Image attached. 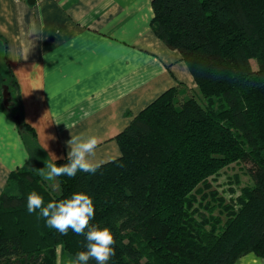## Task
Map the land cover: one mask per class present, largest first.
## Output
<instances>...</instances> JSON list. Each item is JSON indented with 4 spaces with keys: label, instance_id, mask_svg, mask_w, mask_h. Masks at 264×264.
Here are the masks:
<instances>
[{
    "label": "trees",
    "instance_id": "1",
    "mask_svg": "<svg viewBox=\"0 0 264 264\" xmlns=\"http://www.w3.org/2000/svg\"><path fill=\"white\" fill-rule=\"evenodd\" d=\"M152 5L154 32L180 51L197 89L181 102V88L189 91L184 84L165 91L117 135L120 157L94 174L60 177L54 188L34 170L50 159L22 116L19 95L13 97L18 86L0 44L1 85L11 93L6 105L2 91V103L10 116L20 112L15 121L33 160L11 172L9 190L0 195V264H56L59 246L70 257L84 248L83 236L61 235L39 211L27 212L33 190L45 204L88 192L92 223L114 235L108 264H235L248 253L264 257V0ZM236 162L250 164V180L242 185L237 178L239 188L227 202L209 180Z\"/></svg>",
    "mask_w": 264,
    "mask_h": 264
},
{
    "label": "crops",
    "instance_id": "2",
    "mask_svg": "<svg viewBox=\"0 0 264 264\" xmlns=\"http://www.w3.org/2000/svg\"><path fill=\"white\" fill-rule=\"evenodd\" d=\"M152 1L0 0L13 97L50 160L67 157L65 142L81 132L97 136V161L114 160L122 154L117 135L144 108L172 87L197 89L180 51L154 32ZM2 91L0 79V195L11 172L33 161L15 121L20 112L10 116ZM235 264L264 257L248 253Z\"/></svg>",
    "mask_w": 264,
    "mask_h": 264
},
{
    "label": "clouds",
    "instance_id": "3",
    "mask_svg": "<svg viewBox=\"0 0 264 264\" xmlns=\"http://www.w3.org/2000/svg\"><path fill=\"white\" fill-rule=\"evenodd\" d=\"M47 139H55L49 136ZM68 148L66 162L57 165L61 157L52 154L51 160L45 161V166L34 169L43 181L55 187L58 178H74L77 173H96L101 162L95 159L98 139L95 134L85 132L73 135L67 140ZM27 212L39 214L46 225L61 235H67L69 230L85 238L84 248L69 257L65 264H108L115 255L113 247L114 235L110 227H101L92 223L95 218V204L92 196L85 191H76L61 199H53L45 204L44 196L31 191L27 196Z\"/></svg>",
    "mask_w": 264,
    "mask_h": 264
},
{
    "label": "rangeland",
    "instance_id": "4",
    "mask_svg": "<svg viewBox=\"0 0 264 264\" xmlns=\"http://www.w3.org/2000/svg\"><path fill=\"white\" fill-rule=\"evenodd\" d=\"M252 66L254 69L258 68V63L256 59L251 60ZM178 100L181 102L184 98L190 97L192 95L191 90L187 91L186 88H181V91L178 93ZM250 164L244 162H236L230 166L224 168L218 176L210 177V182L212 183V189H215L219 192L220 196H225L227 202L230 201L233 193L232 189L239 188L237 178H239L241 184H245L250 180V175L248 173ZM11 190H15V183L11 184ZM10 185V186H11ZM53 187L52 185L48 184ZM54 188V187H53ZM209 189H207L208 191ZM206 191V192H207ZM199 198L201 195L199 194ZM218 213V209L215 211V214ZM70 256L63 251V247L59 246L57 248V263L56 264H65L67 259Z\"/></svg>",
    "mask_w": 264,
    "mask_h": 264
},
{
    "label": "water",
    "instance_id": "5",
    "mask_svg": "<svg viewBox=\"0 0 264 264\" xmlns=\"http://www.w3.org/2000/svg\"><path fill=\"white\" fill-rule=\"evenodd\" d=\"M32 1H35V0H32ZM9 97H11V93H10V91H8V86L5 85L4 86V100H5V103L6 104H8ZM16 118L18 119L19 116H16Z\"/></svg>",
    "mask_w": 264,
    "mask_h": 264
}]
</instances>
